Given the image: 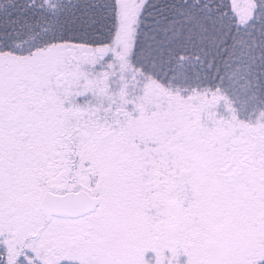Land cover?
Returning <instances> with one entry per match:
<instances>
[{"label":"snow or ice","instance_id":"obj_1","mask_svg":"<svg viewBox=\"0 0 264 264\" xmlns=\"http://www.w3.org/2000/svg\"><path fill=\"white\" fill-rule=\"evenodd\" d=\"M0 264H264V0H0Z\"/></svg>","mask_w":264,"mask_h":264}]
</instances>
